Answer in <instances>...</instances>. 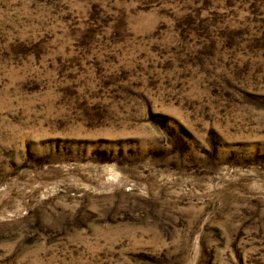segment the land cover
<instances>
[{
	"label": "rangeland",
	"instance_id": "rangeland-1",
	"mask_svg": "<svg viewBox=\"0 0 264 264\" xmlns=\"http://www.w3.org/2000/svg\"><path fill=\"white\" fill-rule=\"evenodd\" d=\"M0 264H264V0H0Z\"/></svg>",
	"mask_w": 264,
	"mask_h": 264
}]
</instances>
